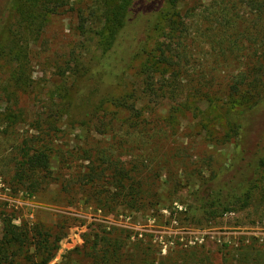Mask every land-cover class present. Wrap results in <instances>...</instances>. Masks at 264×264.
Wrapping results in <instances>:
<instances>
[{
    "label": "rangeland",
    "instance_id": "1",
    "mask_svg": "<svg viewBox=\"0 0 264 264\" xmlns=\"http://www.w3.org/2000/svg\"><path fill=\"white\" fill-rule=\"evenodd\" d=\"M228 1L233 19L221 22L220 5ZM247 5L248 0L222 4L190 0L180 9L185 23L179 33L183 40L180 35L169 41L168 32L163 31L166 25H160L164 28L160 32L152 24L144 33L143 27L130 28L126 39L135 37L134 44L139 39L147 43L148 54L144 61L138 57L115 66L117 76L95 99L98 105L104 98L129 94L131 102L143 110L144 129L133 126L135 119L130 114L107 101L98 110L100 105L83 108V113L79 112L81 104L74 105L78 111L71 113L70 109L64 114L48 139L53 144L50 172L56 180L30 196L15 179L14 146L37 136L39 121L43 129L49 126L43 120L55 118L54 103H75L79 93L91 88L94 80L84 69H101L96 66L102 56L99 32L104 23L96 17L102 9L95 0H71L61 14L50 16L42 33L28 41L29 72L35 84L18 101L24 115L8 133H4L6 124L0 122V239L9 221L32 231V244L14 257L15 264H27V256H35L32 236L36 227L54 236L58 250L50 264H96L91 248L103 236L121 242L120 259L112 264H264V191L252 194L248 206L242 202L226 205V199L233 196L228 184L245 165L250 164L246 171L250 177L264 180L259 162L264 147L254 143L260 128L252 132L243 128L244 144L239 146L238 125L244 124V111L256 97L245 89L238 94L232 89L253 64L250 58L257 59L256 50L261 51L248 40L255 38L251 35L255 36L258 21ZM10 13L4 14L6 27ZM81 14L87 19L85 30L79 28ZM221 30H233L228 49L217 39ZM3 41L7 39L1 36L0 44ZM131 44L126 42V46ZM158 47L164 53L155 65ZM172 56L183 61L182 70L169 65ZM147 59L151 71L142 74ZM15 65L0 52V115L12 104L3 88ZM64 68L72 73L68 79L60 71ZM152 83L154 92L145 94ZM74 114H83L86 125L74 122ZM109 163L125 167L130 184L133 177L144 178L146 190L137 198L145 203L99 205L97 199L115 193V171L103 172ZM92 168L96 181L82 186L79 178L91 175ZM71 180L74 190L67 195L62 183ZM219 192L223 203L215 211L207 208L205 200Z\"/></svg>",
    "mask_w": 264,
    "mask_h": 264
},
{
    "label": "trees",
    "instance_id": "2",
    "mask_svg": "<svg viewBox=\"0 0 264 264\" xmlns=\"http://www.w3.org/2000/svg\"><path fill=\"white\" fill-rule=\"evenodd\" d=\"M8 1L10 2L6 4ZM70 1L71 0H0V38L2 36L3 39H7L5 44L4 41L0 44V52L10 60V63H16L11 70L10 78L7 79L6 85L3 88L9 103H12L8 109L0 115V122L6 124L4 133H8L15 129L18 122L21 121L20 118H22L24 114L21 109H19L18 101L21 94L32 90L35 84L29 72L28 41L31 38L39 36L44 27H46L50 16L61 14V10L70 5ZM189 1L190 0H95V4H98L99 8L102 9L101 12L99 11V13L96 14V17L99 18L101 23H104V26L99 32V36L103 39L102 56L98 66H96H101V69H84V74L94 80L93 85L91 88H88L89 90L85 93H79L75 103L70 101L69 104L64 103L62 106V103H54V106L57 108L56 111H54L55 118L50 121L52 116H49L48 119L46 118L43 120L49 126L43 129L42 122L39 121L37 136H29L23 139L14 146L13 149V154L17 160L14 174L15 179L25 187L30 196H34L47 189L51 183L56 180L52 178L50 172L53 144L48 139L55 131L56 122L62 119L64 114H68L70 109L71 113L78 111L74 108V105L81 104L82 108H80L79 112L83 113V111H81L83 108H95L100 105L95 108V110H98L103 103L107 101L110 105L123 108L126 113L130 114V117L135 119V123L132 124L133 126L135 125L136 127L138 126L144 129L143 110L138 108L137 102H131V96H129V94L123 95L122 97L111 96L104 98L98 105H96L97 101L95 97L102 93L103 87L109 85L111 78L117 76L118 72H114L115 66L119 65L121 62L124 64L129 59L132 60L138 57L142 58L144 61L145 55L148 54L147 43L144 44L139 39L136 44H134L136 41L135 37H131L132 39L130 38L127 40L125 37L127 31L130 28L133 29V27L136 29L143 27L144 33L147 30L148 24H152V29H155L156 32H160L164 29L161 28L160 25H166L168 28L163 31L168 32L169 41L172 39L175 41L176 38L182 35L179 33H183L184 31L181 29L184 27L185 23L180 9ZM215 1L222 4L226 0ZM247 7L255 12L256 20L258 21L257 26H255V28L258 29L253 28L255 36L251 35V37L255 38L248 40L252 45H258L257 48L261 51L256 50L257 53L259 52L257 59L250 58L253 64L250 63L248 70L243 75L239 76L232 89L237 94L245 89L247 94L256 97L254 104L244 111V124L238 125L240 138L239 146L244 144V138L242 136L243 128L246 127L248 128V132H252V129L259 127L260 130L256 131L257 134L254 143L264 147V92H262V90H264V0H248ZM234 8L235 5H233V9ZM10 9L12 11L11 13ZM6 12L10 13L11 16L7 27V17L5 18L4 15ZM229 17L233 19L232 9H229L228 1V4L224 7L220 5L218 18L221 22H224L226 19L228 20ZM79 19V28L85 30L87 27V19H85L84 14H81ZM140 23H144L143 26H139ZM220 33L217 39L220 42L222 41L221 44L223 45H221V47L228 49V39H232L233 41V30H221ZM244 35L245 33L242 34L243 37ZM256 37L260 39V44H258L259 40H257ZM182 38L183 35L180 39ZM126 42L127 44L132 42L133 44L126 46ZM171 43L173 42H170V44ZM6 45H10V47L6 48ZM156 46H158V43H156ZM173 46H175L174 43ZM178 50L179 48H177V52ZM155 51L160 52V56L156 53L155 57H158L157 60L154 58L151 60L153 62L156 61V65L160 64L161 53L164 52L161 47H158ZM178 53L180 55V50ZM147 57H149V55ZM171 59L169 65L171 64L178 69H183V61L180 57L177 59L176 56H172ZM148 63L147 59L142 64L140 73H150L151 68ZM60 71L66 79L69 78L68 75L72 74L68 71V68L60 69ZM153 87H155L154 83L148 84L147 90L145 89L144 93H153ZM65 92L71 95L68 90ZM61 98L64 97L61 96L60 99ZM74 118V122L81 126H85L87 123L83 114L81 116L75 115ZM108 127L109 124L106 125V128ZM259 162L264 170V158H261ZM92 163L95 164L94 161H92ZM237 166L238 165H235L233 168ZM248 167H250V164L242 167L241 173L237 176L234 175L230 180L228 186L231 187V195L233 196L226 199V205L229 204V206L233 205L234 207L237 203L242 202L243 206H248L253 200L252 194L258 191H264V180L250 177L246 173L249 169ZM94 168L98 169L97 167ZM94 168L91 169V175L79 178V182L82 186H88L90 182L94 183L96 181L95 178H92L93 172L96 171ZM144 168L145 165L139 168L140 177L143 175ZM111 169L113 172L115 171L113 175L115 182L112 184V189H115V193H110L103 198L100 197L97 199L99 205L103 208H111L115 204L120 203L125 205L129 203L132 205L136 203H145L144 199L137 198V195L141 193L140 191L143 193L146 190L145 186L147 184H144V178L140 180L133 177V183L130 184V178L125 174V172H127L125 167L115 166V164L112 163L107 166L106 169L104 168L103 172ZM137 172L138 171H136V174ZM262 178H264V176ZM62 185L66 191L65 194L68 195L73 192V180L66 182V184L62 183ZM244 189H246L245 192H243ZM205 201L207 208L215 211L218 208L215 206L223 203V197L219 192L213 198ZM31 234L32 231L30 228L16 226L11 221L6 223L4 225L2 238L0 239V264H15L16 260L14 257L20 256V254L24 252L25 247H29V245L32 244L30 240ZM33 235L32 238L35 246L34 255L37 256V258L33 255H28L25 262L27 264H50L58 250L57 244L53 241L54 236L50 232L43 230L42 227H36L33 230ZM121 248V242L118 239H114L112 236H103L95 239L94 246L91 248V254L96 264H112L113 262L117 263L119 261ZM249 249H251V252L259 250L257 248ZM28 250L30 251V248H28ZM99 253L100 255L96 257ZM133 264L144 263L134 262Z\"/></svg>",
    "mask_w": 264,
    "mask_h": 264
}]
</instances>
